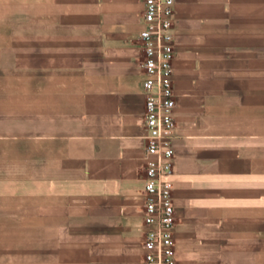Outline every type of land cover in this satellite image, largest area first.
<instances>
[{
    "label": "crops",
    "instance_id": "crops-1",
    "mask_svg": "<svg viewBox=\"0 0 264 264\" xmlns=\"http://www.w3.org/2000/svg\"><path fill=\"white\" fill-rule=\"evenodd\" d=\"M143 1L60 4L38 36L70 42L31 101L44 187L15 212L57 221L15 223L14 264H143ZM173 34L176 264H264V0H176Z\"/></svg>",
    "mask_w": 264,
    "mask_h": 264
},
{
    "label": "rangeland",
    "instance_id": "rangeland-1",
    "mask_svg": "<svg viewBox=\"0 0 264 264\" xmlns=\"http://www.w3.org/2000/svg\"><path fill=\"white\" fill-rule=\"evenodd\" d=\"M70 2L75 0H0V250L8 252L0 253V260L7 261L3 264L19 260L14 252L21 232L11 230L15 223L57 221L55 216L16 214L15 203L21 193L29 199L32 191L37 194L39 186L44 187L40 172L46 168L33 166L40 161L35 160L30 138L35 137L32 129L45 127L48 121L46 114L31 112L36 105L31 101L41 92L54 90L36 85L63 73L50 71L48 60L63 57L70 40L38 36L53 26V14H62L65 6L59 5L70 6ZM36 233L22 232L24 239L35 238ZM18 262L32 261L24 256Z\"/></svg>",
    "mask_w": 264,
    "mask_h": 264
},
{
    "label": "built area",
    "instance_id": "built-area-1",
    "mask_svg": "<svg viewBox=\"0 0 264 264\" xmlns=\"http://www.w3.org/2000/svg\"><path fill=\"white\" fill-rule=\"evenodd\" d=\"M143 50L146 164L143 195L146 233L143 264H176L173 200L176 120L174 18L176 0H144Z\"/></svg>",
    "mask_w": 264,
    "mask_h": 264
}]
</instances>
